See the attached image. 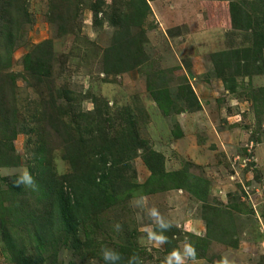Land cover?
<instances>
[{"label": "rangeland", "instance_id": "obj_1", "mask_svg": "<svg viewBox=\"0 0 264 264\" xmlns=\"http://www.w3.org/2000/svg\"><path fill=\"white\" fill-rule=\"evenodd\" d=\"M22 1L26 18L19 14ZM130 2L20 0L8 9L5 21L12 22V65L0 72H25V54L40 46L48 52L51 73L45 82L34 81L26 72L21 73L29 78L26 83L16 79V103L24 99L16 105L17 134L12 140L19 161L15 166L0 167V175H20L25 168L29 172L36 167L34 151L41 146L46 156L43 165L58 180L74 175L82 179L72 181L74 186L86 188L99 184L100 177L108 173L111 180L104 181L103 187H111L108 192L112 196L93 197L102 207L92 200L83 203V223L64 232L58 226L54 197L38 199L40 192L32 180L20 194L3 196L7 193L0 192V198H7L0 208L12 202L13 211L4 215L6 229H18L14 222L18 208L34 209L40 220L52 222L43 264H103L101 257L92 255L88 242L99 248L97 252L100 246L129 243L138 248L140 264H163L168 253L165 244L156 247L143 230L147 225L154 229V219L146 214L151 207L173 224L177 249L185 238L191 242L189 234L206 237L201 201L184 189H160L141 158V149L124 161L120 150L133 136L137 142L144 141V148L162 155L164 171L187 166L191 173L206 179L208 203L216 209L231 212L226 208L231 202L240 209L232 211L235 232L225 236L227 241L236 240V247L212 238L205 251L194 245L198 264H218L221 258H227L229 264H264V46L249 59V75L236 76L234 93L224 88L211 61L214 52L251 48L255 39L264 43V0L147 1L149 10L141 25L130 27L139 51L131 54L138 64L107 75L102 71V52L111 44L117 27L129 22L125 16L131 14ZM98 3L95 9L101 12L94 17L92 7ZM230 3L246 13V29L233 28ZM242 17L236 16V25L243 24ZM229 73L231 69L223 76ZM187 83L197 107L183 98L182 86ZM155 86L166 88L170 96L168 115L162 114L151 96ZM57 90H67L62 97L68 99L58 98ZM51 94L58 98V106L44 109ZM5 117V113L0 115V119ZM57 118L62 125H56ZM177 128L182 133L178 138L173 135ZM3 137L0 135V140ZM64 185L68 193L70 183ZM141 196L145 201L142 208L135 205ZM216 220L221 227L227 222L222 219V226L220 215ZM217 226L214 233H219ZM26 236L24 232V239ZM10 238L18 243V237ZM2 246L0 241V264H16Z\"/></svg>", "mask_w": 264, "mask_h": 264}, {"label": "trees", "instance_id": "obj_2", "mask_svg": "<svg viewBox=\"0 0 264 264\" xmlns=\"http://www.w3.org/2000/svg\"><path fill=\"white\" fill-rule=\"evenodd\" d=\"M15 1L20 0H0V68L2 70L9 68L12 65L11 61V47L13 44L12 37V22L8 20L5 21V16H7L10 11L8 9L12 8ZM147 1L150 0H131L129 7L131 8V14L126 15L125 19L129 21L128 23H124L122 26L119 25L114 33V36L111 39V44L104 49L102 52V71L105 74H120L132 68H135L136 64L134 59V54H131L132 51H136L139 53L138 48L135 44V35L130 33L131 26H140L143 21V16L149 10V5ZM25 2L22 1L19 6V14L25 17L26 7L24 6ZM100 3L94 5L92 10L94 11V17L101 12L100 10H96ZM237 4L229 5V15L230 20L232 22L233 28L236 29H246L248 24L246 22V13L242 8L237 7ZM219 10H222L220 8ZM236 16H243L245 18L242 20L243 24H235ZM26 18V17H25ZM94 23L96 19L94 18ZM264 46L263 41L256 40L254 41V46L246 47V48H235L231 50H221L214 52L211 55V61L213 63L214 71L217 73L218 77L221 78L224 88L229 93L235 92V84H236V76L240 75H249L247 70V64L249 63V59L262 50ZM45 50H43L40 46H37L32 52L25 54L23 62L24 69H26V73L30 78L34 79L36 82H45L50 78L51 73V62L49 60L48 55ZM251 60V59H250ZM232 70V73L227 74L225 76L224 72L227 70ZM25 72H21L24 73ZM21 73L16 72H0V115L4 116V113L11 118L5 117L1 120L2 130L0 132L1 136H4L0 140V167H10L15 166L19 160L16 154L14 153V147L12 144V140L15 138L17 134L16 126V113L17 106H20V103L24 100L21 99L18 103L16 99V91L18 90L16 79L22 78L25 83L29 78H25ZM157 87V86H155ZM183 88V98L187 101V103H192L196 107L197 98L191 89V86L187 83L182 86ZM67 90H57L56 94L62 99H68L66 97H62V95H67ZM151 96L153 100L157 103L158 108L162 111V114L168 115L169 105L171 104L170 96L164 87H157L155 89L150 90ZM52 94L50 98L45 101L44 109H54L57 107L58 100ZM263 107H264V100ZM17 105V106H16ZM28 107L26 103V108ZM105 111L108 110L106 103L104 105ZM84 116V115H82ZM11 122H15L14 125H10ZM63 121H60V118H57L56 125H62ZM10 127H7L9 126ZM56 125L52 123V126ZM78 128L77 127H74ZM6 129H9V133H6ZM6 133V134H5ZM174 137L178 138L182 135L179 128L175 132H173ZM126 137L125 135L123 136ZM131 143L127 144V140H125V145L121 148L120 152L123 154L125 158L124 161L131 159L138 149H141V158L150 171V174L153 178H155L156 185L162 190L168 189H184L189 192L192 196H194L197 200L201 201L202 204V219L205 221L206 225V237H199L192 234H189V240L195 246H200L202 250L205 251V248L209 242V240H218L226 246L236 247V240L231 241L225 238L226 235L232 234L235 232L234 227V215L232 211L240 212V209L233 203L227 204L226 208L230 211H220L216 209L215 206L208 203L209 196V186L208 181L202 177H199L188 170V167H182L181 169H176L170 172H166L163 169V157L160 153L154 151L151 147L144 148V141L140 140L139 142L134 137L131 136ZM134 143V144H132ZM147 144V142H146ZM42 147L40 146L36 151H34V158L36 160L35 166L30 169V176L32 180H34V185L38 188L40 192L38 194V199L47 198L50 199L51 196L54 197V200L57 203L56 212L58 217V226L62 231H66L70 226H74L77 224L83 223V213L84 209L82 204L88 200H92L94 205L102 207L98 202H95L93 197L101 194L108 198L112 196L108 192L111 190V187L105 185L103 187L104 181L111 180L109 178L108 173L100 177V183L95 185H89L91 187L90 191L87 190L88 187L84 188L83 186L79 187L78 184L74 186L73 182H81L82 179L78 180L74 175H64L61 177V181L58 180L55 174H51V172L47 169V166L44 167L43 162L45 161V153H41ZM114 154V151L111 152ZM84 157L83 155L81 158ZM118 158V157H117ZM115 158L114 161H118L119 159ZM42 162V163H41ZM71 163V160H70ZM104 161L102 162L103 165ZM126 166V165H124ZM113 167H111L112 169ZM73 173V172H72ZM51 174V175H50ZM76 174V173H74ZM19 174H12L3 176L0 175V187L3 184L5 189H0V192H5L7 194L3 196H10L15 194H20L22 189L24 188V183H21L20 187L16 186V179ZM78 176V175H77ZM70 178V180L68 179ZM95 180V179H93ZM73 181V182H72ZM64 182H69L71 186V190L66 193V186ZM55 195V196H54ZM114 196V194H113ZM98 197V196H97ZM96 197V198H97ZM95 198V199H96ZM7 200L6 197L0 198V206ZM12 206V202L9 206L3 205L0 208V241L2 242L3 252L5 250L13 255L16 264H43L45 262V254L44 250L47 248L46 240L47 232H51L50 225H53L52 222L47 219L40 220L38 216H35L34 209H29L27 211L22 210V208H18V218L14 221L16 225H18V229L15 228V231H10L6 229V224L4 220L5 213H11L13 210L10 208ZM207 209V211H205ZM97 211V210H96ZM209 211V213H207ZM224 214L223 217L221 216ZM84 215H88V212H84ZM220 215L221 225L224 224L222 219L226 218L227 222L223 227L220 225L217 226L216 218ZM216 223V224H215ZM229 223L228 226L226 224ZM219 229V233L213 232V227ZM155 230V226H154ZM27 232V236L24 239L23 233ZM165 236L168 237V242L165 243V251L170 252L173 248H176L174 244V240L172 239L175 234L172 230V227L163 232ZM218 234V235H216ZM10 237H18V243L16 240H12ZM212 238V239H211ZM208 240V241H207ZM88 245L92 247V255L97 254V258H100V252H97L99 248L96 246L93 247L92 242H88ZM101 247V246H100ZM114 250L118 251L121 254L122 260L119 264H129V259L133 256L137 257L140 260V252L135 245L129 243L118 242ZM6 254V256H8ZM102 260V259H101ZM103 262V261H102Z\"/></svg>", "mask_w": 264, "mask_h": 264}, {"label": "clouds", "instance_id": "obj_3", "mask_svg": "<svg viewBox=\"0 0 264 264\" xmlns=\"http://www.w3.org/2000/svg\"><path fill=\"white\" fill-rule=\"evenodd\" d=\"M16 186L20 187L21 183L31 184L32 177L30 176L28 169L25 168L17 177ZM137 207H145L144 197H140L135 201ZM146 214L149 218L154 219L155 230L151 225L145 226L143 229L147 234V239L150 242H154L156 247H159L168 242V237L163 232L168 231L173 224L163 217L160 212L155 208H147ZM116 231L120 230V225H115ZM100 257L103 264H119L122 260L121 254L108 246H101ZM188 261H192L193 264H198L197 252L195 246L185 238L181 248H173L164 257L163 264H188ZM129 264H140L137 257L133 256L129 259ZM218 264H229L227 258H221Z\"/></svg>", "mask_w": 264, "mask_h": 264}, {"label": "crops", "instance_id": "obj_4", "mask_svg": "<svg viewBox=\"0 0 264 264\" xmlns=\"http://www.w3.org/2000/svg\"><path fill=\"white\" fill-rule=\"evenodd\" d=\"M207 44H209V42H208ZM212 52H213V51H212Z\"/></svg>", "mask_w": 264, "mask_h": 264}]
</instances>
